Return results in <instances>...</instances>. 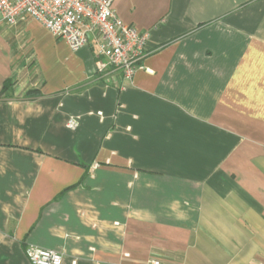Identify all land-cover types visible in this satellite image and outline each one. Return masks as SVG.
I'll list each match as a JSON object with an SVG mask.
<instances>
[{"label":"crops","instance_id":"1","mask_svg":"<svg viewBox=\"0 0 264 264\" xmlns=\"http://www.w3.org/2000/svg\"><path fill=\"white\" fill-rule=\"evenodd\" d=\"M112 7L149 34L129 82L98 71L92 36L73 51L0 15V264H32L29 245L63 264H264V0Z\"/></svg>","mask_w":264,"mask_h":264},{"label":"built area","instance_id":"2","mask_svg":"<svg viewBox=\"0 0 264 264\" xmlns=\"http://www.w3.org/2000/svg\"><path fill=\"white\" fill-rule=\"evenodd\" d=\"M113 0H0L3 22L19 25L28 19L42 23L57 39L64 40L73 51L82 49L91 35L97 46L99 72L121 71L131 81L143 60L152 52L149 34L124 23L112 7ZM148 71H151L148 69ZM102 115V112H98ZM80 118L70 116L67 127L75 129ZM32 264H63V252L29 245L26 249ZM129 254L126 253L125 257ZM75 264L76 262L73 261ZM118 264H126L120 262ZM147 264H165L151 259Z\"/></svg>","mask_w":264,"mask_h":264},{"label":"trees","instance_id":"3","mask_svg":"<svg viewBox=\"0 0 264 264\" xmlns=\"http://www.w3.org/2000/svg\"><path fill=\"white\" fill-rule=\"evenodd\" d=\"M9 85H10V82L9 83L7 82V84H5L4 89L8 88Z\"/></svg>","mask_w":264,"mask_h":264},{"label":"water","instance_id":"4","mask_svg":"<svg viewBox=\"0 0 264 264\" xmlns=\"http://www.w3.org/2000/svg\"><path fill=\"white\" fill-rule=\"evenodd\" d=\"M89 38H91V35H88Z\"/></svg>","mask_w":264,"mask_h":264}]
</instances>
